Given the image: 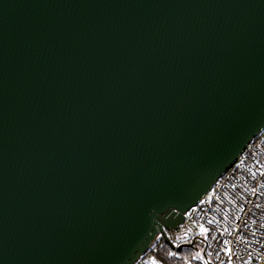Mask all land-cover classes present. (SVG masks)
I'll use <instances>...</instances> for the list:
<instances>
[{
    "label": "water",
    "instance_id": "1",
    "mask_svg": "<svg viewBox=\"0 0 264 264\" xmlns=\"http://www.w3.org/2000/svg\"><path fill=\"white\" fill-rule=\"evenodd\" d=\"M263 131L264 0H0V264L173 248Z\"/></svg>",
    "mask_w": 264,
    "mask_h": 264
},
{
    "label": "built area",
    "instance_id": "2",
    "mask_svg": "<svg viewBox=\"0 0 264 264\" xmlns=\"http://www.w3.org/2000/svg\"><path fill=\"white\" fill-rule=\"evenodd\" d=\"M166 235L183 264H264V131ZM190 245L195 253L181 257L178 248ZM152 251L135 264H163Z\"/></svg>",
    "mask_w": 264,
    "mask_h": 264
},
{
    "label": "trees",
    "instance_id": "3",
    "mask_svg": "<svg viewBox=\"0 0 264 264\" xmlns=\"http://www.w3.org/2000/svg\"><path fill=\"white\" fill-rule=\"evenodd\" d=\"M171 252H172L171 248L167 244L156 242L152 254L155 255L163 264H183L181 260L179 259L175 260ZM194 253H195V248L191 246H187L186 248L181 250L179 255L181 257L191 256Z\"/></svg>",
    "mask_w": 264,
    "mask_h": 264
}]
</instances>
